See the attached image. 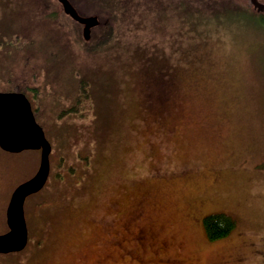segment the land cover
Listing matches in <instances>:
<instances>
[{"label": "rangeland", "instance_id": "374dc122", "mask_svg": "<svg viewBox=\"0 0 264 264\" xmlns=\"http://www.w3.org/2000/svg\"><path fill=\"white\" fill-rule=\"evenodd\" d=\"M69 1L89 38L57 0H0V92L52 148L0 264H264V23L236 0ZM40 159L0 148V235Z\"/></svg>", "mask_w": 264, "mask_h": 264}, {"label": "water", "instance_id": "95a60500", "mask_svg": "<svg viewBox=\"0 0 264 264\" xmlns=\"http://www.w3.org/2000/svg\"><path fill=\"white\" fill-rule=\"evenodd\" d=\"M64 12L78 23L84 24V36L98 25V17H82L69 0H58ZM252 2L264 10V5ZM0 148L11 153L24 150H40L41 159L37 173L20 184L12 193L6 211L8 231L0 235V253L7 254L24 250L29 242V229L25 214L28 197L40 192L47 184L51 165V144L42 126L37 122L32 103L25 93L0 92Z\"/></svg>", "mask_w": 264, "mask_h": 264}, {"label": "trees", "instance_id": "16d2710c", "mask_svg": "<svg viewBox=\"0 0 264 264\" xmlns=\"http://www.w3.org/2000/svg\"><path fill=\"white\" fill-rule=\"evenodd\" d=\"M230 1L232 0H228V3H232ZM236 1L241 4H245L246 7H248L247 9L248 13L255 14L254 10L250 8L251 6L247 5L248 2L246 0L245 1L236 0ZM256 19H258L261 23H264L263 19L261 18H256ZM103 41H105V39ZM203 224H204L207 237L211 241H215V240L227 237L232 232V230L235 228L236 221L230 215H227L225 213H213V214H209L204 217Z\"/></svg>", "mask_w": 264, "mask_h": 264}, {"label": "flooded vegetation", "instance_id": "af4514ba", "mask_svg": "<svg viewBox=\"0 0 264 264\" xmlns=\"http://www.w3.org/2000/svg\"><path fill=\"white\" fill-rule=\"evenodd\" d=\"M243 1H245V0H243ZM248 3H247V5H250L251 7L250 8H252L253 10H254V12H255V14H251V13H248L249 15H251L252 17H256V18H261V19H263L264 20V10H259V8L257 7V6H255V4L252 2V0H246ZM58 2V1H57ZM227 2H228V0H227ZM59 3V2H58ZM233 3V2H232ZM239 3V2H238ZM257 3H259V4H263L264 5V0H257ZM241 4V3H240ZM235 5V4H234ZM245 5V4H244ZM80 25H81V27H82V34H84V28H85V25L84 24H81V23H79ZM106 24H108V22L106 23ZM96 27V26H95ZM95 27H93V28H95ZM92 28V29H93ZM6 233V232H5ZM140 239H142V236H140ZM223 238H221V239H218V240H222ZM216 241V240H215Z\"/></svg>", "mask_w": 264, "mask_h": 264}]
</instances>
